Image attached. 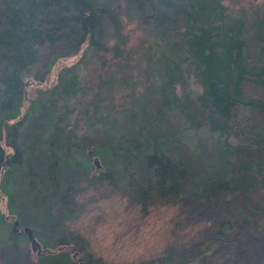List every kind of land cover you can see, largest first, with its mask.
<instances>
[{
    "label": "trees",
    "instance_id": "16d2710c",
    "mask_svg": "<svg viewBox=\"0 0 264 264\" xmlns=\"http://www.w3.org/2000/svg\"><path fill=\"white\" fill-rule=\"evenodd\" d=\"M233 1L0 0V264H264V0ZM111 194L194 230L108 259L75 222Z\"/></svg>",
    "mask_w": 264,
    "mask_h": 264
},
{
    "label": "rangeland",
    "instance_id": "374dc122",
    "mask_svg": "<svg viewBox=\"0 0 264 264\" xmlns=\"http://www.w3.org/2000/svg\"><path fill=\"white\" fill-rule=\"evenodd\" d=\"M226 1L231 5L238 4L233 0ZM79 53L59 58L45 79L27 77V91L52 82L57 67L62 63L74 61ZM99 196L91 208L76 220L75 225L86 233L91 246L97 252L113 261H131L158 253L172 239L186 241L194 230L190 226H181L174 222L176 204L155 205L142 210L139 205L128 204L125 196L118 194ZM5 201L3 195L0 200V207L3 210L7 209ZM28 244L31 243L28 241ZM73 248L76 249L75 246ZM36 251L35 248V254Z\"/></svg>",
    "mask_w": 264,
    "mask_h": 264
},
{
    "label": "water",
    "instance_id": "95a60500",
    "mask_svg": "<svg viewBox=\"0 0 264 264\" xmlns=\"http://www.w3.org/2000/svg\"><path fill=\"white\" fill-rule=\"evenodd\" d=\"M93 161L95 163V167L97 168L98 166L101 165V162H100V159H99V156L98 155H94L93 157ZM19 223V220L18 218H15L14 219V224H18ZM23 229L27 232L28 234V237L30 239V243L32 245V247L35 249V248H41V244H40V241L38 240V238L34 235L33 233V229L31 226L29 225H24L23 226Z\"/></svg>",
    "mask_w": 264,
    "mask_h": 264
},
{
    "label": "flooded vegetation",
    "instance_id": "af4514ba",
    "mask_svg": "<svg viewBox=\"0 0 264 264\" xmlns=\"http://www.w3.org/2000/svg\"><path fill=\"white\" fill-rule=\"evenodd\" d=\"M14 228L21 230L19 223L18 224H14Z\"/></svg>",
    "mask_w": 264,
    "mask_h": 264
}]
</instances>
